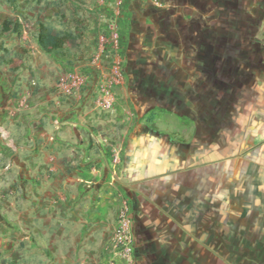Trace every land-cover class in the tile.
<instances>
[{"label": "crops", "instance_id": "crops-1", "mask_svg": "<svg viewBox=\"0 0 264 264\" xmlns=\"http://www.w3.org/2000/svg\"><path fill=\"white\" fill-rule=\"evenodd\" d=\"M72 1L66 0L70 6ZM111 2L97 16L116 14L105 9ZM16 3L10 15L20 18V34L0 33V49L10 48L7 56L0 52V128L5 133L0 136V256H12L9 264H106L118 209L134 195L133 256L117 264H264V203L255 195L264 192V171L258 170L257 156L238 155L232 168L223 165L215 174L204 169L199 183L186 182L200 216L176 219L163 213L168 186L176 181L170 172L177 150L160 138L112 136L108 129L116 126L108 112L95 108L97 75L123 61L121 48L109 45L101 60L92 62L96 34L106 25L84 10L91 28L83 44L78 41L82 57L50 55L35 39L37 18L48 24V16L34 5ZM68 72L88 75L89 82L65 97L57 94L55 83ZM116 94H121L119 86ZM118 126L128 130V125ZM245 160L248 164H241ZM162 174L160 182L153 180ZM210 179L217 180L215 190ZM162 182L168 184L163 188ZM142 191L149 196L142 197ZM210 193L216 196L212 206Z\"/></svg>", "mask_w": 264, "mask_h": 264}, {"label": "rangeland", "instance_id": "rangeland-1", "mask_svg": "<svg viewBox=\"0 0 264 264\" xmlns=\"http://www.w3.org/2000/svg\"><path fill=\"white\" fill-rule=\"evenodd\" d=\"M15 3L22 8L34 5L48 16V25L76 32L81 44L91 28L84 10L106 25L96 34L97 41L99 35L109 34L110 21L117 23L123 79L117 85L121 94L117 96L116 86L114 104L105 111L116 126L108 130L114 137L160 138L177 150V165L170 172L176 181L168 186L163 213L176 219L200 216L196 203L190 202L197 200L194 193L185 187L190 180L200 182L201 170L215 174L223 165L232 168L238 155L252 153L258 170L264 171V0H122L119 5L113 0L105 9H115L116 14L110 11L108 16H97L104 4L96 0H73V6L66 0ZM12 11L8 0H0V22ZM23 21L29 23L27 17ZM9 51L0 49L2 56ZM164 175L153 180L160 182ZM166 184L160 183L163 188ZM217 184L210 179L213 190ZM145 193L140 195L148 197ZM255 195L264 203V192ZM132 197L123 199L131 223ZM209 197L212 206L216 196ZM20 244L24 257V242ZM11 258L1 255L0 264H9Z\"/></svg>", "mask_w": 264, "mask_h": 264}, {"label": "built area", "instance_id": "built-area-1", "mask_svg": "<svg viewBox=\"0 0 264 264\" xmlns=\"http://www.w3.org/2000/svg\"><path fill=\"white\" fill-rule=\"evenodd\" d=\"M98 3L104 4L108 0H96ZM119 5L122 0H114ZM117 23L110 21L108 23L109 34L99 35L98 51L93 56L92 62L98 63L104 56L107 44L113 47L118 43ZM123 79V70L118 64L112 67L109 72L100 71L94 81L95 105L99 109L108 111L115 101V87L121 83ZM89 82L88 75L78 72H68L59 78L55 83V89L58 95L73 96L81 91V88ZM24 104V102H23ZM5 133L0 128V136L4 137ZM111 256H109L106 264H117V262H129L133 256V237L131 229V218L128 212V203L123 200L119 212L117 214L116 224L112 230L110 238Z\"/></svg>", "mask_w": 264, "mask_h": 264}, {"label": "trees", "instance_id": "trees-1", "mask_svg": "<svg viewBox=\"0 0 264 264\" xmlns=\"http://www.w3.org/2000/svg\"><path fill=\"white\" fill-rule=\"evenodd\" d=\"M16 0H8L13 4ZM22 28L21 20L18 16L10 15L5 17L0 25L1 34H20ZM35 39L39 47L47 54L79 59L81 51L79 47V35L68 29H57L44 23L41 19L36 20Z\"/></svg>", "mask_w": 264, "mask_h": 264}]
</instances>
